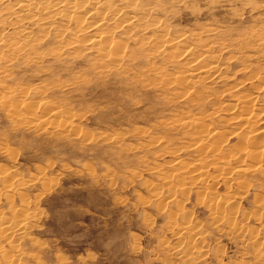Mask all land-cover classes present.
Here are the masks:
<instances>
[{
  "label": "rangeland",
  "instance_id": "obj_1",
  "mask_svg": "<svg viewBox=\"0 0 264 264\" xmlns=\"http://www.w3.org/2000/svg\"><path fill=\"white\" fill-rule=\"evenodd\" d=\"M27 1L0 0V264H264V159L229 158L264 0ZM102 31L121 66L85 43ZM161 38L225 69L186 83ZM254 99L240 135L264 130Z\"/></svg>",
  "mask_w": 264,
  "mask_h": 264
},
{
  "label": "bare ground",
  "instance_id": "obj_2",
  "mask_svg": "<svg viewBox=\"0 0 264 264\" xmlns=\"http://www.w3.org/2000/svg\"><path fill=\"white\" fill-rule=\"evenodd\" d=\"M132 1V0H131ZM27 2H29V0L27 1ZM26 2V3H27ZM31 2V1H30ZM29 2V3H30ZM66 2V1H65ZM133 2V1H132ZM131 2V3H132ZM25 2H24V4H26ZM67 3V2H66ZM23 4V5H24ZM36 4V3H35ZM40 4V3H39ZM30 5H32L31 3L29 4V5H24V6H22L23 8L22 9H24L26 6L27 7H32V6H30ZM66 5V4H65ZM71 5V4H70ZM129 5V4H128ZM63 7H65L64 5H62ZM27 7H26V9H27ZM35 7V6H34ZM67 7H69V6H67ZM110 7V6H109ZM33 8V7H32ZM42 8V7H41ZM44 8V7H43ZM52 8V7H51ZM70 8H72L71 6H70ZM78 8V7H77ZM111 8V7H110ZM55 9V8H54ZM61 9H62V7H61ZM61 9L59 10V12L58 13H60L61 12ZM64 9V8H63ZM62 9V10H63ZM66 9V8H65ZM63 10V11H66V10ZM67 9H69V8H67ZM6 10V9H5ZM114 10V9H113ZM69 11H70V9H69ZM81 12V11H80ZM72 13H73V11H72ZM75 13V12H74ZM62 14V13H61ZM67 14V13H66ZM77 14V13H76ZM80 14V13H79ZM74 16H75V14H74ZM78 16V21H79V23H81V14L80 15H77ZM51 17V16H50ZM67 18V17H66ZM74 18V17H73ZM129 18V17H128ZM76 21V20H75ZM101 21V20H100ZM77 24V23H76ZM101 23L99 22V24H97V26H99ZM79 26H80V24H78ZM96 28V27H95ZM81 30H82V28H81ZM79 31L78 30V32L77 33H79V32H82V31ZM104 30V29H103ZM83 31H84V28H83ZM110 31V30H109ZM43 32V31H42ZM103 32V31H102ZM84 33H88L87 31H84ZM109 34H106V33H100L99 35H97L96 34V36L94 35V37H89V39H86L85 41V43L88 45V46H90L91 47V49L94 47L95 48V50H97L98 51V56L101 58V63H102V66L103 67H109V66H111V67H115V66H117L118 64L120 65V63H121V57H123L122 56V50L120 49L119 50V48H118V46H117V44L116 43H114V41H112V39L108 36ZM111 35V34H110ZM260 37H257V36H255V39H256V37H257V39L256 40H254L253 42L254 43H252L251 41L249 42V41H247V42H244L243 41V43L241 44V45H239V46H245L246 48L245 49H251V48H254V46H258L259 48H262L261 50H259L261 53H262V55H264V49H263V46H264V37L263 36H261V35H259ZM41 37V36H40ZM160 37H162V36H160ZM191 37V36H190ZM180 39V38H179ZM174 40V39H173ZM117 41V40H116ZM115 41V42H116ZM77 42V41H76ZM68 43V42H67ZM78 43H80V42H78ZM84 43V42H83ZM167 45L166 47L167 48H169L170 50L171 49H176V50H178L179 49V47H182V51L180 50V52H178V54H174L173 56H170L168 59H170V58H177L178 60V63L181 65V67H184V69H185V71H183V73L186 75V79H184V77L182 76V80H185V82L187 83V81H190L191 79H194L195 81L197 80V82H199V81H202V80H204V79H208V78H213L216 74V72H218L219 70H221V69H223V68H219V66H218V64H216V63H212V61H214V60H212L211 59V63L209 62V59H208V57L209 56H207V51H208V49H207V51L205 50V51H203V52H201L199 55H194L196 52H194V51H198V50H194V51H192L191 49H189L185 44H186V41L184 40V39H180V40H177V41H172V40H166L165 41V39L163 40L162 38L161 39H157L156 41H154V42H152V45H150V50H152V52H155V54L157 55V56H164V54H162V50H160L161 48H163V46L162 45ZM149 45V44H148ZM238 45V44H237ZM239 46H237V47H239ZM256 46V47H257ZM241 47H239V48H241ZM93 48V49H94ZM178 48V49H177ZM211 49H209V51H210ZM52 51V50H51ZM165 51V50H164ZM163 51V52H164ZM202 51V50H201ZM151 52V51H150ZM256 52V51H255ZM97 53V52H96ZM125 53V52H124ZM127 53V52H126ZM148 55V54H147ZM166 55H167V53H166ZM258 55H259V53H258ZM261 55V54H260ZM198 56H199V58H198ZM249 57H251V56H249ZM167 58V57H166ZM183 58H185V60H182ZM210 58V57H209ZM258 58V57H257ZM125 59H127L126 57H125ZM208 59V60H207ZM230 59V58H229ZM108 60V62H106L107 64L105 65V61H107ZM121 60V61H120ZM128 60V59H127ZM147 60V59H146ZM145 60V61H146ZM149 60V59H148ZM182 60V61H181ZM96 61H98V60H96ZM100 61V60H99ZM124 61V60H123ZM177 61H176V63H177ZM257 62V61H256ZM260 63V62H259ZM259 63H256V65L255 64H252V65H254V73L252 74V75H248L249 77L245 80V81H247V82H250V83H252L253 81H255L256 80V77L258 76V75H260L261 74V72L262 71H264V65H262L261 63L259 64ZM101 65V64H100ZM178 65V64H177ZM251 65V66H252ZM121 66V65H120ZM120 66H118V67H120ZM248 66V65H247ZM250 66V67H251ZM221 67V66H220ZM246 68V67H245ZM109 69V68H108ZM225 69V68H224ZM243 69V68H242ZM241 69V70H242ZM248 69V68H247ZM246 69V70H247ZM155 70V69H154ZM252 70V69H251ZM250 69L248 70V71H251ZM243 71H244V69H243ZM249 74H251V73H249ZM263 74V73H262ZM165 75V74H164ZM177 75V74H176ZM184 75V76H185ZM169 76V75H168ZM157 77V76H156ZM181 78V76H176V79L177 80H179L178 78ZM158 78V77H157ZM172 78H175V76L174 77H172ZM191 78V79H190ZM258 78H260V80H262V82H261V84L259 85V86H254V85H252L251 84V86H248V87H253L254 89H257V91H259L258 89H260V91L259 92H257L256 90H253V91H256L257 93H256V95L255 96H252V94L254 93H247L246 95L244 94L243 96H241V97H238V99L239 98H241V102H239V103H241V108H239L240 110H241V112L239 113V115H237V123L239 124H241L239 127H243V128H241V130L242 129H245L244 127H247L248 125H247V123H249V120H250V118H252V117H254V116H252V113H251V109L249 108V104L251 103V102H253L252 100L254 99V98H256L258 95H259V93H261L262 95H264V78L262 79L260 76L258 77ZM189 79V80H188ZM167 80V79H166ZM175 80V79H174ZM187 80V81H186ZM194 80H192V81H194ZM259 80V81H260ZM134 81V80H133ZM164 81V80H163ZM168 81V80H167ZM190 82V85H191V83H193V82ZM257 81V80H256ZM172 82V81H171ZM184 82V83H185ZM208 82V81H207ZM161 83V82H160ZM176 83H178V81H176ZM189 83V82H188ZM195 84V83H194ZM242 85V84H241ZM191 87V86H190ZM197 88V87H196ZM202 88V87H201ZM207 88V87H206ZM190 89V88H189ZM188 90V89H187ZM197 90V89H196ZM196 90H194V93H197V92H195ZM201 90H205V88H202ZM189 91V90H188ZM176 93V92H175ZM202 93V92H201ZM255 94V93H254ZM179 95V94H178ZM191 95V94H190ZM194 95V94H193ZM199 95V94H198ZM183 96V95H182ZM194 97V96H193ZM193 97H192V100H193ZM195 97H197V96H195ZM204 97H206V95L204 96ZM201 98H202V96H201ZM201 98H199V101H201ZM206 99V98H205ZM237 99V98H236ZM237 99V100H238ZM258 99V98H257ZM233 100H235V99H233ZM236 100V101H237ZM254 101H255V99H254ZM197 103V102H196ZM238 103V102H237ZM199 105H200V103H199ZM232 106H233V104H232ZM239 106V105H238ZM237 106V107H238ZM254 106V105H253ZM252 106V107H253ZM235 107V106H234ZM198 109V108H197ZM233 109V108H232ZM237 109V108H236ZM215 110V109H214ZM238 110V109H237ZM256 109H254V111H255ZM261 110H263V109H261ZM235 111V110H234ZM239 111V110H238ZM237 111V112H238ZM253 111V112H254ZM263 112V111H262ZM201 113V112H200ZM260 113V112H259ZM234 114V113H233ZM235 114H238V113H235ZM55 115V114H54ZM212 115V114H211ZM261 115V114H260ZM264 115V114H263ZM235 117V116H234ZM256 117V116H255ZM236 118V117H235ZM193 119V118H192ZM204 119V118H203ZM232 119V118H231ZM253 119V118H252ZM259 121V120H258ZM236 123V124H237ZM255 123H256V121H255ZM235 124V125H236ZM237 124V125H238ZM204 125V124H203ZM203 125H202V123L201 124H197V126L199 127H203ZM193 126H196L195 124H193ZM249 127V126H248ZM247 127V128H248ZM205 129H206V127H204ZM203 128V129H204ZM236 128V127H235ZM173 129V128H172ZM238 129V127L235 129V130H237ZM259 129V128H258ZM256 129V130H253L252 132H250L249 134H245V135H240L241 133H243L241 130H240V128H239V132L238 133H236V135L238 136V138H237V143H235L234 144V146H235V151L234 150H232L233 148H234V146L233 147H231V150H232V152H234V154L233 155H230V159H242L244 156L247 158V159H250V161L249 162H254V163H256V165H257V162H259V161H256V159H264V130H263V128L262 129ZM198 130V129H197ZM210 130V129H209ZM208 130V131H209ZM247 130V129H246ZM200 131V133L202 132L201 130H199ZM198 131V132H199ZM205 131V130H204ZM203 131V133L204 134H202L201 136H200V139H201V141L202 140H211V139H209V138H213L212 140H214V141H218V142H214L213 144L214 145H216V146H220V145H222L223 143H221V140L222 139H220L219 138V140H218V137H219V135L217 136L216 135V137L214 138V134H212L210 131L209 132H204ZM233 131H234V129H233ZM243 131H245V130H243ZM237 132V131H236ZM211 133V134H210ZM233 134L235 135V133L233 132ZM232 134V135H233ZM233 135V136H234ZM260 135H262V136H260ZM231 137V136H230ZM197 139V138H196ZM211 140V141H212ZM190 141V140H189ZM199 142H200V140H198ZM223 141V140H222ZM225 141V140H224ZM206 142V141H205ZM193 143H194V141H193ZM198 143V142H197ZM203 144V143H202ZM193 145V144H192ZM197 145V144H196ZM203 146V145H202ZM224 146V145H223ZM218 148V147H217ZM197 149V148H196ZM213 148L211 147V150L209 149V153L211 154V153H213L212 151H214L215 149H213ZM220 149H222V147L220 148ZM246 151H245V150ZM260 149V150H259ZM201 150V149H200ZM199 150V151H200ZM243 150L245 151V152H243ZM211 151V152H210ZM224 150H222V152H223ZM226 152H229V151H227V149L225 150ZM241 151V152H240ZM208 152V151H207ZM219 152H220V150H219ZM225 152V153H226ZM231 152V151H230ZM201 153V152H200ZM206 153V152H205ZM209 153H207V154H209ZM224 153V154H225ZM223 154V153H222ZM226 154H228V155H226V157H228L229 156V153H226ZM219 155H220V157H219ZM212 156V155H211ZM222 156L223 155H221V152H220V154H218L217 153V156H215V157H218V159H220V158H222ZM213 157V156H212ZM228 158V159H229ZM208 159V158H207ZM212 159H215V158H212ZM234 160V161H235ZM213 161V160H212ZM218 161V160H217ZM236 162V161H235ZM221 164L223 163L222 161L220 162ZM246 163H247V161H246ZM225 164H227V163H225ZM234 164V163H233ZM237 164V163H236ZM252 164V163H251ZM215 165V164H214ZM218 165H220V164H218ZM218 165H216V167L218 166ZM245 165V164H244ZM254 165V164H253ZM201 166V165H200ZM231 166V165H230ZM222 167V166H221ZM244 167V166H243ZM248 167H250V165H248ZM257 167V166H256ZM156 168H157V166H156ZM215 168V167H214ZM218 168H220V166L218 167ZM234 168V167H233ZM251 168H253V167H251ZM251 168H247V165H246V168H245V171H246V169H251ZM182 169V168H181ZM194 169H196V168H194ZM201 169V168H200ZM217 169V168H216ZM224 169V168H223ZM235 169V168H234ZM197 170V169H196ZM195 170V171H196ZM215 170V169H214ZM221 170V169H220ZM259 170H261V169H259ZM194 171V170H193ZM199 171V170H198ZM213 171V170H212ZM226 171V170H225ZM225 171H224V173H225ZM235 171V170H234ZM244 171V170H243ZM250 171H252V170H250ZM250 171H248V174H249V172ZM263 171V170H262ZM186 172V171H185ZM185 172H184V175H186L185 174ZM192 172V171H191ZM189 173V175L191 174L192 175V173ZM201 172V171H200ZM218 172V171H217ZM236 172H237V170H236ZM238 172H239V170H238ZM240 172L241 173H243L242 172V170H240ZM257 172V171H256ZM260 172V171H259ZM202 173V172H201ZM203 173H204V170H203ZM223 173V174H224ZM232 173V172H231ZM246 173H247V171H246ZM251 173V172H250ZM258 173V172H257ZM193 174H196V172L194 173L193 172ZM227 174V173H226ZM237 174V173H236ZM235 174V175H236ZM262 174H264V171H263V173ZM179 176V175H178ZM192 177V176H191ZM190 177V179L192 180V178ZM195 177V176H194ZM214 177V176H213ZM224 177V176H223ZM222 177V178H223ZM245 177V176H244ZM167 178H169V177H167ZM200 178V177H199ZM230 177H229V175H228V177L225 175V177L223 178V179H229ZM240 178V177H239ZM246 178V177H245ZM203 179V178H202ZM205 180V179H204ZM176 181V180H175ZM222 181V180H221ZM223 182V184L224 185H226L227 186V184H226V181H222ZM248 183V182H247ZM178 185V184H177ZM202 185V184H201ZM241 185L243 186L244 184H241L240 183V185H239V187H241ZM248 185H249V183H248ZM215 186V185H214ZM245 186V185H244ZM213 187V186H212ZM172 188V187H171ZM211 188V187H210ZM238 189V188H237ZM241 190H243V189H241ZM185 191V190H184ZM183 191V192H184ZM239 191H240V189H239ZM170 192V191H169ZM209 192H211V191H209ZM242 192V191H241ZM168 193V192H167ZM208 194V193H207ZM211 194V193H210ZM242 194V193H241ZM182 196V195H181ZM212 196V195H211ZM234 196V195H233ZM170 197V196H169ZM209 197V196H208ZM235 197V196H234ZM237 197V196H236ZM199 199V198H198ZM229 199H231V198H229L228 196L226 197V198H224V206L225 207H228L229 209L231 208V207H229V206H231V204L228 202V201H231V200H229ZM255 199V198H254ZM220 201V200H219ZM218 201V202H219ZM232 201H233V199H232ZM223 202V201H222ZM207 203V202H206ZM220 203V202H219ZM211 205V204H210ZM212 206L214 207V208H212ZM220 205H218L217 206V204L216 203H214L213 205H211V207H210V209L213 211L212 213L213 214H215V215H220V213H222V210L223 209H225V208H223L222 206L221 207H219ZM259 206V205H258ZM261 206V205H260ZM233 207V206H232ZM221 208H223V209H221ZM227 208V209H228ZM231 211V210H230ZM222 215V214H221ZM219 217V216H218ZM215 219V218H214ZM226 221H228V219H226ZM177 234V233H176ZM200 251V250H199Z\"/></svg>",
  "mask_w": 264,
  "mask_h": 264
}]
</instances>
